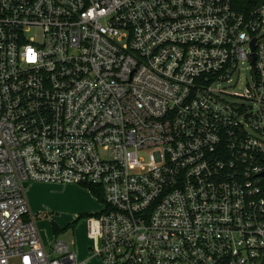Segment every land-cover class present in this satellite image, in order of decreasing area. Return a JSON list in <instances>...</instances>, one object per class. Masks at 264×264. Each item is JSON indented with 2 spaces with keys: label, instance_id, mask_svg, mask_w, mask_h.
I'll return each mask as SVG.
<instances>
[{
  "label": "built area",
  "instance_id": "built-area-1",
  "mask_svg": "<svg viewBox=\"0 0 264 264\" xmlns=\"http://www.w3.org/2000/svg\"><path fill=\"white\" fill-rule=\"evenodd\" d=\"M28 182L100 188L101 264H264V0H0V264H86Z\"/></svg>",
  "mask_w": 264,
  "mask_h": 264
},
{
  "label": "rangeland",
  "instance_id": "rangeland-1",
  "mask_svg": "<svg viewBox=\"0 0 264 264\" xmlns=\"http://www.w3.org/2000/svg\"><path fill=\"white\" fill-rule=\"evenodd\" d=\"M250 80L249 70L242 68L238 75L223 82L221 87L227 92L242 94ZM31 184L25 183L24 187L35 208H31V211L37 216V226L45 244L54 239L66 240L79 260H87L86 264H101L97 258H89L93 240L88 237V218L102 211L104 204L92 195L89 188L78 184ZM51 223L61 229L67 228L54 234Z\"/></svg>",
  "mask_w": 264,
  "mask_h": 264
},
{
  "label": "trees",
  "instance_id": "trees-1",
  "mask_svg": "<svg viewBox=\"0 0 264 264\" xmlns=\"http://www.w3.org/2000/svg\"><path fill=\"white\" fill-rule=\"evenodd\" d=\"M262 0H233L234 8L238 10H246L250 6L259 3ZM92 194L99 200L102 201V193L100 191V188L96 186H90L88 187ZM52 231L54 234H58L61 230L66 229L67 227H64L61 229L57 224L51 223Z\"/></svg>",
  "mask_w": 264,
  "mask_h": 264
},
{
  "label": "crops",
  "instance_id": "crops-1",
  "mask_svg": "<svg viewBox=\"0 0 264 264\" xmlns=\"http://www.w3.org/2000/svg\"><path fill=\"white\" fill-rule=\"evenodd\" d=\"M31 183H35V182H30V185H32ZM53 185H56V184H53ZM26 196H27V193H26ZM27 200H28V203H29V206L31 205L32 207H30V209L31 208H34L33 207V203H32V200H31V202H30V200H29V197L27 196ZM31 203V204H30ZM35 209V208H34ZM51 241H49V243H50ZM85 260V259H84Z\"/></svg>",
  "mask_w": 264,
  "mask_h": 264
},
{
  "label": "water",
  "instance_id": "water-1",
  "mask_svg": "<svg viewBox=\"0 0 264 264\" xmlns=\"http://www.w3.org/2000/svg\"><path fill=\"white\" fill-rule=\"evenodd\" d=\"M254 59H252V63H253Z\"/></svg>",
  "mask_w": 264,
  "mask_h": 264
}]
</instances>
